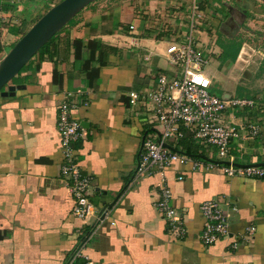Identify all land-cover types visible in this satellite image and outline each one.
Here are the masks:
<instances>
[{
  "label": "crops",
  "instance_id": "obj_1",
  "mask_svg": "<svg viewBox=\"0 0 264 264\" xmlns=\"http://www.w3.org/2000/svg\"><path fill=\"white\" fill-rule=\"evenodd\" d=\"M58 1L0 0L2 56ZM193 3L200 15L193 32L195 48L207 59L202 73L210 80L209 92L225 100L251 101L221 113V123L238 131L231 153L239 164L264 162L262 3L94 1L0 94V264H66L79 248L93 264H264V178L229 177L218 169L192 170L187 164L166 167L163 176L172 204L186 229L176 239L154 208L161 175L134 177L144 140L158 134L153 105L145 95L155 76L175 74L165 47L167 40L183 38ZM224 3L246 13L243 26L232 27ZM238 36L245 39L240 48L253 53L233 56ZM99 53L106 62L90 80L83 65L93 56L91 66L97 67ZM131 92L140 95L137 104L129 103ZM62 100L84 128L74 147L81 173L92 179L93 211L85 220L72 216L73 199L59 174L62 150L56 120ZM247 123L258 127L255 134ZM185 137L166 146L180 152L192 145L191 153L200 158L215 157V147L212 152L194 147L182 141ZM207 200L234 202L236 210H227L230 235L204 247L198 238L203 228L199 206ZM109 203L101 219L102 207ZM250 225L253 238L230 249L232 238ZM73 264H82L81 259Z\"/></svg>",
  "mask_w": 264,
  "mask_h": 264
},
{
  "label": "built area",
  "instance_id": "obj_2",
  "mask_svg": "<svg viewBox=\"0 0 264 264\" xmlns=\"http://www.w3.org/2000/svg\"><path fill=\"white\" fill-rule=\"evenodd\" d=\"M197 11L198 4L193 3L188 30L181 40H167L165 53L169 62L175 67V74L171 77L165 74L155 76L151 91L145 95L152 102L158 134L156 138L146 137L144 140L134 174L135 179H142L153 173L161 175L154 208L166 222L168 235L176 239L183 238L186 229L172 204V193L163 176L166 167L175 163L187 164L192 170L218 169L229 177L264 178V165L233 164L237 162L235 155L231 153L230 143L238 137V131L232 126L221 123V113L234 106L251 105V101L244 98L225 100L209 92L210 80L202 73V67L207 63V59L195 48L196 42L193 38L195 25L200 18ZM2 43L0 36V46ZM242 52L243 49L238 57H241ZM139 97L138 93H129V103L137 104ZM246 127L251 134H255L258 130L255 123H247ZM56 129L62 150L59 174L73 199L71 214L79 220H85L93 211L90 198L92 179L89 175L81 173L74 147V142L83 136L84 128L79 120L71 116V108L64 100L58 104ZM185 136L215 147V157L195 158L166 146L168 141L182 139ZM177 179L181 180L182 175ZM228 209L235 211L236 204L217 200H207L200 204L203 228L198 238L204 247L230 235ZM253 234L254 226L250 225L245 232L232 238L228 244L229 248L237 249L240 244L251 240ZM75 258L81 259L82 264H93L81 248L71 254L66 264H73Z\"/></svg>",
  "mask_w": 264,
  "mask_h": 264
},
{
  "label": "water",
  "instance_id": "obj_3",
  "mask_svg": "<svg viewBox=\"0 0 264 264\" xmlns=\"http://www.w3.org/2000/svg\"><path fill=\"white\" fill-rule=\"evenodd\" d=\"M97 0H59L50 6L7 50L0 58V94L7 84L15 78L32 57L55 36L71 19L83 8ZM264 4V0H258ZM228 20H232V27L240 28L246 19V13L228 3H224ZM83 125V123H81ZM236 166L257 164H239ZM112 203L105 204L101 210V219Z\"/></svg>",
  "mask_w": 264,
  "mask_h": 264
},
{
  "label": "trees",
  "instance_id": "obj_4",
  "mask_svg": "<svg viewBox=\"0 0 264 264\" xmlns=\"http://www.w3.org/2000/svg\"><path fill=\"white\" fill-rule=\"evenodd\" d=\"M54 37V36H53ZM52 37V38H53ZM49 42H47L35 55H37V54H42L43 52H44V50H45V47L47 46V44H48ZM239 49H240V43H237V44H234L233 45V48H232V50H233V53H234V55L233 56H235L237 53H238V51H239ZM225 50V52H227L228 51V49L227 48H225L224 49ZM2 51H1V49H0V57H2ZM101 53V52H100ZM99 53V56H98V58H97V62L99 63L98 64V66L97 67H92L91 66V60H92V58H93V56H91L90 57V59L89 60H87V61H85V63H84V65H83V67H84V69L85 70H87L88 72H87V75H88V77L90 78V80L91 79H93L94 78V76L96 75V73H97V71H98V68H99V66H101V65H103V64H105V62L106 61H101V55L102 54H100ZM34 55V56H35ZM23 70V68L21 69V71ZM20 71V72H21ZM19 72V73H20ZM182 141H186L188 144L189 143H191V144H197L196 143V141L195 140H193V139H191L190 138V136L188 137V136H186L185 137V139L184 140H182ZM194 147H196L195 145H194ZM193 148H192V145H188V146H186L184 149H181V151H183V152H185V153H187V154H189V155H191V156H194L195 158H200V156H199V154H198V156L196 155V154H193V153H191V152H194L193 150H192ZM196 151V150H195ZM0 238H2L1 237V235H0Z\"/></svg>",
  "mask_w": 264,
  "mask_h": 264
},
{
  "label": "rangeland",
  "instance_id": "obj_5",
  "mask_svg": "<svg viewBox=\"0 0 264 264\" xmlns=\"http://www.w3.org/2000/svg\"><path fill=\"white\" fill-rule=\"evenodd\" d=\"M256 2H258V0H255ZM217 2V4L220 6L221 4V2L220 3H218V1H216ZM260 2V1H259ZM261 3V2H260ZM263 7H264V4H263ZM194 36H196L195 34H193V38L195 39V37ZM238 38L239 39H237V41H235V43H242V41H244L245 39L243 38V37H241V36H238ZM249 41V40H248ZM242 48V47H241ZM241 48H240V50H239V53H240V51H241ZM243 49V48H242ZM7 50H9V48H7ZM246 53H253L251 50H248L246 47L243 49V54H242V56H244V54H246ZM1 58V57H0ZM242 61V60H241ZM11 82V81H10ZM9 82V83H10ZM8 83V84H9ZM216 88H217V86H216ZM196 143H197V145H201V146H204V147H206V148H208V149H210L209 151L210 152H212V150H213V146H211V145H203L202 143H200V142H198V141H196Z\"/></svg>",
  "mask_w": 264,
  "mask_h": 264
}]
</instances>
